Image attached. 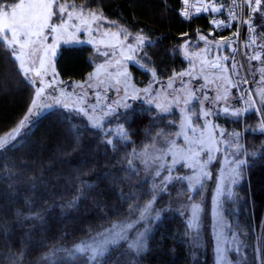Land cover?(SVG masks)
<instances>
[{"label": "trees", "instance_id": "trees-1", "mask_svg": "<svg viewBox=\"0 0 264 264\" xmlns=\"http://www.w3.org/2000/svg\"><path fill=\"white\" fill-rule=\"evenodd\" d=\"M57 4L100 12L144 35L149 42L142 63L150 72L130 66L133 82L140 87L152 76L165 83L187 71L182 45L211 30L210 15L184 19V0H57ZM259 8L264 10V0ZM256 21H264L260 11ZM255 39L260 53L251 63L264 114V26ZM91 54L86 45L61 46L56 58L60 80L84 83L94 69ZM33 95L12 52L0 46V141L28 115ZM177 124L175 113L162 115L142 104L117 112L100 130L80 113L62 108L38 117L9 146L0 148V264H210V255H194L192 231L182 208L190 192L181 180L156 197L153 207L160 217L137 249L127 241L110 244V253L100 261L74 251L109 229L140 220L159 180L146 178L138 165L132 166V156L161 136H172ZM242 124L247 129L239 157L245 163L232 196L223 202L229 259L232 264H264V132L257 127L255 110L239 120ZM213 181L192 199L203 192L208 197Z\"/></svg>", "mask_w": 264, "mask_h": 264}, {"label": "rangeland", "instance_id": "rangeland-1", "mask_svg": "<svg viewBox=\"0 0 264 264\" xmlns=\"http://www.w3.org/2000/svg\"><path fill=\"white\" fill-rule=\"evenodd\" d=\"M20 2L0 4V24L3 12L7 11L10 17L12 6ZM59 5L56 0L52 6L51 23L59 24L64 20L66 27L59 33H53L48 28L36 44L23 50L17 48V52L22 53L24 67L28 69L27 75L20 68L21 61H15L24 79L33 86L34 95L29 110L32 114L28 115L19 133L8 138L7 143L20 136L38 117L58 108L80 113L93 128L99 130L117 112L127 111L137 104L154 108L166 116L175 113L178 124L174 134L161 136L155 144L134 154L131 159L132 166L137 168L138 165L146 178L159 180L145 213L139 221L107 230L102 236L90 240L89 245L104 248L111 241H127L134 250L137 249L150 233L152 222L160 217L153 207L156 197L171 182L181 180L190 192V197L183 200L182 208L192 231L194 255H210V264H232L223 202L232 196L240 166L245 163L239 152L243 146V131L247 127L244 124L239 126V120L255 110L260 119L257 127L264 132V121L261 119L262 115L264 120L263 99L251 63L255 59L253 57H258L260 53L255 35L258 52L253 55L255 47L248 43L246 46L249 49L238 57L234 55V33L225 39L210 31L200 34L195 41L185 42L180 49L188 63L187 71L165 83L152 76L147 85L140 87L133 82L130 66L150 72L142 63L148 39L97 11L84 10L83 17L78 19L76 13L80 8L62 4L67 11L61 16ZM221 9H214V12ZM92 12L97 13L99 18L91 19ZM138 35L144 37L143 43L135 39ZM63 45H86L91 48L94 69L84 83L64 84L60 80L56 58ZM214 64L220 65V68L213 69ZM243 71L247 73L245 78L251 80L250 84H245ZM120 136L124 137L125 133L120 132ZM207 156L212 159L208 160ZM173 159H177V163L173 164ZM210 181H213V186L209 196L203 192L200 198L193 200V194L203 187L205 191ZM194 205L198 206L195 212Z\"/></svg>", "mask_w": 264, "mask_h": 264}, {"label": "snow or ice", "instance_id": "snow-or-ice-1", "mask_svg": "<svg viewBox=\"0 0 264 264\" xmlns=\"http://www.w3.org/2000/svg\"><path fill=\"white\" fill-rule=\"evenodd\" d=\"M254 2L255 5H257V11L261 12V19L264 20V10L259 8L261 0H254ZM54 3H56V0H27V2L21 0L20 3H16L12 6L10 17L7 11L3 12L2 24H0V46H7L12 51L15 60L21 61L20 68L24 70L25 75H27L28 69L24 67L22 53H18L17 48L23 50L32 44H36L39 39L44 36L45 30L48 28H51V32L53 33H59L62 28L66 27L67 22L64 20H61L59 24L51 23V17L53 15L52 6ZM58 11L61 16H63L67 8L61 4L58 6ZM83 12L84 10L81 9L76 13L78 19L83 17ZM185 15L187 14L185 13ZM90 17L93 20L99 18L98 14L95 12L90 13ZM69 19H71V15ZM82 22L87 24L86 20ZM200 38L204 39L203 36ZM135 39L139 43H143L144 41L142 35H138ZM253 58L258 59V57ZM145 91H147V89ZM33 107H35V105H33ZM225 111H227V109H225ZM31 114L30 111L28 115ZM236 114L238 115L239 113ZM28 115L19 122L18 126L9 133V136L6 137L3 142H0V148L7 143L8 138L17 135L20 129L25 126ZM207 159L211 160L212 157L207 156ZM172 163H177V159H173ZM241 163L243 162L241 161ZM197 207L196 205L193 206L194 212ZM110 243L115 246L117 241H111ZM74 251L78 253H89L88 259L100 261L101 258H105L107 254L110 253L111 248L107 246L104 248H94L91 245L80 244L76 246Z\"/></svg>", "mask_w": 264, "mask_h": 264}, {"label": "built area", "instance_id": "built-area-1", "mask_svg": "<svg viewBox=\"0 0 264 264\" xmlns=\"http://www.w3.org/2000/svg\"><path fill=\"white\" fill-rule=\"evenodd\" d=\"M206 2L223 6L221 11L214 13L210 18V32L218 34L223 39L234 33V55L242 57L244 50L249 49L246 46L248 43H252L255 47L253 52V55H255L258 50L254 35L264 26V21L261 23L256 21L259 11H257L254 0H251V2L250 0H184V19L191 20L201 15V4ZM246 74L243 71V79H245V84H250L251 80L248 81L245 78Z\"/></svg>", "mask_w": 264, "mask_h": 264}, {"label": "crops", "instance_id": "crops-1", "mask_svg": "<svg viewBox=\"0 0 264 264\" xmlns=\"http://www.w3.org/2000/svg\"><path fill=\"white\" fill-rule=\"evenodd\" d=\"M201 8H202L201 12L204 11L203 14H205V13H208V12L214 13V9H220L221 7L220 6H216V5H212L210 3H203V6Z\"/></svg>", "mask_w": 264, "mask_h": 264}, {"label": "water", "instance_id": "water-1", "mask_svg": "<svg viewBox=\"0 0 264 264\" xmlns=\"http://www.w3.org/2000/svg\"><path fill=\"white\" fill-rule=\"evenodd\" d=\"M212 68L213 69H218V68H220V65H218V64H214L213 66H212ZM261 119H262V121H264L263 120V116L261 115ZM11 144V142H9V143H7L6 145H4V147L3 148H5V147H7V146H9Z\"/></svg>", "mask_w": 264, "mask_h": 264}]
</instances>
